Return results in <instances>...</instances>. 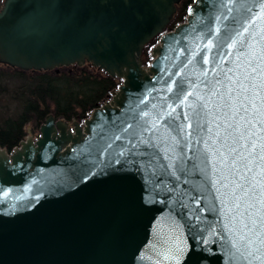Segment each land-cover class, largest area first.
<instances>
[{
	"label": "water",
	"instance_id": "water-1",
	"mask_svg": "<svg viewBox=\"0 0 264 264\" xmlns=\"http://www.w3.org/2000/svg\"><path fill=\"white\" fill-rule=\"evenodd\" d=\"M183 2L3 0L1 64L120 84L0 146V264H264V0Z\"/></svg>",
	"mask_w": 264,
	"mask_h": 264
},
{
	"label": "trees",
	"instance_id": "trees-1",
	"mask_svg": "<svg viewBox=\"0 0 264 264\" xmlns=\"http://www.w3.org/2000/svg\"><path fill=\"white\" fill-rule=\"evenodd\" d=\"M194 0H184L179 7L167 30L184 22L187 8ZM153 40H159L156 37ZM151 57V56H149ZM17 78L22 85L14 89L15 95L21 102V110L15 118H8L0 126V146L13 150L24 140V126L29 122L40 125L48 114L53 113L56 118L66 121H80L85 119L95 108L101 106L112 91L118 87L120 80L110 77L103 71L94 73L85 69L78 72L61 73L35 72L23 73L19 70L0 72V80ZM0 90L7 91V86H0Z\"/></svg>",
	"mask_w": 264,
	"mask_h": 264
},
{
	"label": "rangeland",
	"instance_id": "rangeland-1",
	"mask_svg": "<svg viewBox=\"0 0 264 264\" xmlns=\"http://www.w3.org/2000/svg\"><path fill=\"white\" fill-rule=\"evenodd\" d=\"M2 2L3 0H0V5L2 4ZM157 42H158L157 40L156 41L152 40L151 43L146 45L143 51V55H142L145 66H148L150 62L152 61V57H149V56H151L150 55L151 50ZM79 69H85L87 71H92L94 73L102 72L101 70H97L96 68H94L90 63L86 65H69L67 67H56V69L50 70L48 72L61 73L63 71H66V72L68 71L69 73H72V72H78ZM13 70H17V69L11 68L7 64L0 63V72L3 71L6 73H9V72H12ZM24 72L28 74H34L33 71H24ZM5 85L7 86L8 90L3 91V92L0 90V126L4 124V121L6 119L15 118V115L19 113V111L22 108L20 100L15 95H13L14 89L22 85V82L17 78L4 79L2 77V79L0 80V86L3 87ZM39 126L40 125L36 124L35 122L27 123L24 126L25 127L24 128V132H25L24 138L27 139V137H29L35 140L37 135H39V128H40Z\"/></svg>",
	"mask_w": 264,
	"mask_h": 264
}]
</instances>
